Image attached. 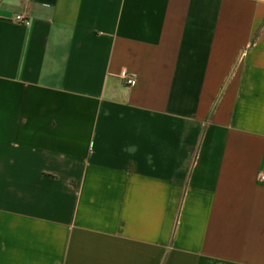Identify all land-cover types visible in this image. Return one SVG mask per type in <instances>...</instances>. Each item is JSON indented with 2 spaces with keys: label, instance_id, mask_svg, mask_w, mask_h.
<instances>
[{
  "label": "crops",
  "instance_id": "0c3cea01",
  "mask_svg": "<svg viewBox=\"0 0 264 264\" xmlns=\"http://www.w3.org/2000/svg\"><path fill=\"white\" fill-rule=\"evenodd\" d=\"M261 174L264 0H0V264H264Z\"/></svg>",
  "mask_w": 264,
  "mask_h": 264
},
{
  "label": "built area",
  "instance_id": "2783aa9c",
  "mask_svg": "<svg viewBox=\"0 0 264 264\" xmlns=\"http://www.w3.org/2000/svg\"><path fill=\"white\" fill-rule=\"evenodd\" d=\"M13 20L20 22V23H26V19L23 15H16L12 17ZM120 77L125 81V84L128 87H135L138 83V78L136 75L130 73L127 69L123 68L120 72ZM259 182L264 185V174H261L259 177Z\"/></svg>",
  "mask_w": 264,
  "mask_h": 264
}]
</instances>
